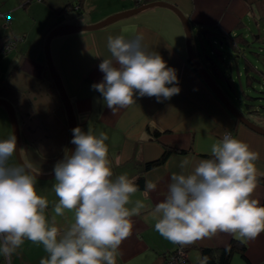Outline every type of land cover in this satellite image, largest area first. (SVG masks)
I'll return each instance as SVG.
<instances>
[{
  "label": "crops",
  "instance_id": "0c3cea01",
  "mask_svg": "<svg viewBox=\"0 0 264 264\" xmlns=\"http://www.w3.org/2000/svg\"><path fill=\"white\" fill-rule=\"evenodd\" d=\"M150 1L154 0L144 3ZM162 1L178 7L196 28L194 33L211 25L222 31L239 29L248 38V22L256 16L251 9L255 0ZM132 7H135L133 0H0V98L9 100L14 108L19 127V154L36 174H52L54 165L67 154L69 144L67 113L46 71L44 42L48 32L62 24H93ZM137 34L143 36L142 45L147 50L159 53L167 66L176 70L180 92L161 102L155 97H136V104L117 109L113 114L92 85L103 79L98 67L101 60L111 58L107 37L123 35L132 39ZM14 36L22 38L4 52V43ZM49 48L77 126L97 136L101 132L107 135L105 143L114 177L126 174L135 178L139 191L133 200L142 199L153 206L163 200L171 175L182 171L181 161H189L184 169L187 172L199 160L208 159L211 145L225 132H231L232 137L259 154L255 165L258 173H264V134L237 120L190 64L183 24L173 10L151 6L97 29L58 33L51 38ZM240 68L235 62L239 77ZM231 69L226 74L234 84ZM239 77L238 83L242 84ZM240 110L264 127V107L260 111H248L240 105ZM153 130L159 132L157 138L152 135ZM11 134L10 117L1 103L0 139ZM165 146L186 151L172 150L163 163L144 169L145 162L159 157ZM9 163L20 165L15 154ZM147 182L156 183V190L148 192ZM55 183L54 176L37 177L35 185L37 193L49 201L46 217L50 221L58 201ZM253 198L259 203L264 199V175H258ZM146 216L142 212L132 217V234L119 246L116 264H161L167 252L180 246L162 237L154 229V221L145 219ZM55 220L56 226L64 231L73 222V214L66 211ZM231 238L237 236L218 233L184 246L189 263L201 264L199 247L226 245ZM237 239L246 245L245 256L234 253L229 264H264V233L254 240ZM47 257L42 245L25 240L10 260L0 255V264H40Z\"/></svg>",
  "mask_w": 264,
  "mask_h": 264
},
{
  "label": "clouds",
  "instance_id": "9594fccd",
  "mask_svg": "<svg viewBox=\"0 0 264 264\" xmlns=\"http://www.w3.org/2000/svg\"><path fill=\"white\" fill-rule=\"evenodd\" d=\"M142 41L140 34L107 37L111 58L99 63L103 79L92 88L113 114L136 104V97L161 102L180 92L176 70ZM72 133L74 151L53 167L58 201L51 221L46 217L49 201L37 193L31 165L9 163L16 136L0 139V255L5 258L10 260L29 240L48 254L40 264H116L119 246L132 234V217L142 212L162 237L182 247L218 233L245 240L264 233V205L253 198L258 175H264L255 165L259 154L230 133L211 145L210 158L187 172L189 161L182 160V171L171 175L165 198L154 206L132 199L139 191L135 178L114 177L104 132L97 136L77 126ZM156 187L146 183L148 192ZM66 211L73 222L61 231L55 217Z\"/></svg>",
  "mask_w": 264,
  "mask_h": 264
},
{
  "label": "trees",
  "instance_id": "16d2710c",
  "mask_svg": "<svg viewBox=\"0 0 264 264\" xmlns=\"http://www.w3.org/2000/svg\"><path fill=\"white\" fill-rule=\"evenodd\" d=\"M192 26L193 25L191 24V27ZM236 28H239V26H236ZM236 30L237 31H222L216 29L215 27L198 28L196 30L195 36L198 40V43L201 45V48L203 49L205 60L199 53L200 48L198 51H196L193 46L192 48L194 53L198 56L202 64L210 72L213 79L220 86L224 94L234 104V106H236L239 110L241 105L248 111H255V109H257V105L253 99L256 97L246 92L243 83L240 84V82V91H236L237 89L233 84L232 77L229 74H226V72L220 66V64H225L223 53H227L228 57H230L228 58V63L231 61V59L236 62V56H242L245 85L252 88L253 82L259 80V77L254 73L259 72L261 73L260 75H264L262 71L260 72V70L256 68L255 65H253L252 62L243 55L244 53L242 51V48L247 47L249 49L250 41L247 37L244 36L242 31H240L239 29ZM206 43L209 45V49L211 53L215 55V58L211 57L209 53L205 52ZM250 51L253 52L252 50ZM224 83L229 87L231 93L225 88ZM233 99L238 101V105L233 101ZM240 111L242 112V110ZM151 133L156 138L159 136V132L156 130L151 131ZM172 150H178L181 152L186 151L185 149L181 148L165 146L159 157L145 162L144 169H149L163 163ZM260 204L264 205V199ZM245 250L246 245L242 240L231 238L229 243H227L226 245L215 247H199V257L201 260H203L204 257H207L206 264H229L230 259L234 253H239L240 255L245 256Z\"/></svg>",
  "mask_w": 264,
  "mask_h": 264
},
{
  "label": "water",
  "instance_id": "95a60500",
  "mask_svg": "<svg viewBox=\"0 0 264 264\" xmlns=\"http://www.w3.org/2000/svg\"><path fill=\"white\" fill-rule=\"evenodd\" d=\"M151 6H164L167 7L171 10H173L180 18L183 28H184V34H185V43H186V52H187V59L190 62V64L196 69V71L200 74L202 79L205 81V83L208 85L210 90L214 93V95L220 100V102L227 108V110L240 122L248 126L249 128L264 134V127L255 123L253 120H251L249 117H247L243 112H241L234 104L227 98V96L224 94L220 86L216 83V81L213 79L211 76L210 72L205 68V66L202 64L201 60L198 58V56L194 53L193 48H192V27H191V20L174 4L165 2L162 0H154L150 1L147 3H143L139 6L132 7L127 10H123L120 12H116L114 14H111L110 16L104 18L103 20L93 23V24H87V25H70V24H62L58 25L54 28H52L44 42V51H45V57H46V64L48 67L49 75L56 86L57 90L60 93L61 96V101L62 104L66 110L67 117H68V126H69V144H68V150L66 155H70L74 149L75 145L71 143V139L73 136L72 129L74 127H77L76 123V117L69 99L68 94L65 91V88L62 84L61 79L57 76L51 55H50V48H49V42L51 38L58 34V33H71V32H78L81 30H93L97 29L99 27H102L104 25L110 24L112 22H115L117 20L123 19L125 17H128L132 14H135L143 9H146ZM4 104L8 115L10 117L11 121V127H12V134L16 136V146L17 150L14 153L16 156V159L18 163L26 165L19 154V149H18V122L15 116L14 108L9 100L6 98H0V104ZM33 174H35L39 178H47V177H52L54 174H49V175H40L36 174L31 170Z\"/></svg>",
  "mask_w": 264,
  "mask_h": 264
},
{
  "label": "rangeland",
  "instance_id": "374dc122",
  "mask_svg": "<svg viewBox=\"0 0 264 264\" xmlns=\"http://www.w3.org/2000/svg\"><path fill=\"white\" fill-rule=\"evenodd\" d=\"M251 9L256 15L253 18H250V21L248 22L249 29H247V36L248 40L250 41V48L248 49L247 47L242 48L243 55L247 57L253 65H255L256 68L262 71L264 73V0H255V3L251 4ZM213 27V26H212ZM211 25L206 26L203 28H212ZM195 27H192L193 33L195 32ZM192 46L196 51L199 50V53L202 55V58L205 60V54L203 52V49L201 48V45L198 43L197 38L195 37V33L192 36ZM252 50L253 52H251ZM205 52L209 53V55L213 58H215V55L211 53L209 49V45L206 43V50ZM255 52V53H254ZM225 54V61L224 65L220 64L222 69L226 71V73H229L230 67H232L233 71V80H234V85L236 87V91H240V85L238 83V74L235 71V61L231 59L230 64H228V55L227 53ZM236 63L239 67L242 68V74L240 75L239 78H241L242 83L244 85V89L246 92H248L250 95L256 97L254 98V102L257 105V110L260 111L264 107V75H260L261 73L257 72L254 73L259 77V80L253 82V88L250 86L245 85V76L243 73V57L242 56H236ZM240 68V69H241ZM46 71H48V67L46 64ZM220 81V80H219ZM53 82V81H52ZM223 83V82H222ZM225 88L229 90V87L224 83ZM56 88V86L54 85ZM230 92V90H229ZM231 93V92H230ZM233 101L238 105V101L233 99ZM240 105V104H239ZM197 264V263H196Z\"/></svg>",
  "mask_w": 264,
  "mask_h": 264
},
{
  "label": "built area",
  "instance_id": "2783aa9c",
  "mask_svg": "<svg viewBox=\"0 0 264 264\" xmlns=\"http://www.w3.org/2000/svg\"><path fill=\"white\" fill-rule=\"evenodd\" d=\"M133 1H134L135 6H139L144 3V0H133ZM21 38L22 36H14L10 38L4 43L2 50L4 52L9 51L15 45V43ZM225 133H230L232 135L231 132H225ZM161 264H190L188 261L187 249L182 246H177L173 250H170L164 255V258Z\"/></svg>",
  "mask_w": 264,
  "mask_h": 264
}]
</instances>
